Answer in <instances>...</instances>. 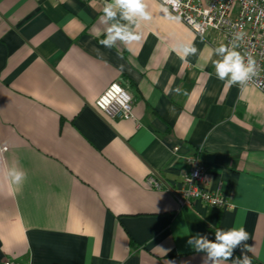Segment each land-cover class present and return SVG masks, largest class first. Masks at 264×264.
Listing matches in <instances>:
<instances>
[{
	"label": "crops",
	"instance_id": "0c3cea01",
	"mask_svg": "<svg viewBox=\"0 0 264 264\" xmlns=\"http://www.w3.org/2000/svg\"><path fill=\"white\" fill-rule=\"evenodd\" d=\"M145 2L149 20L114 0H0V264H213L189 239L233 227L248 240L222 264H264V91L218 79L214 33ZM113 25L140 38L100 44ZM113 82L134 118L95 106ZM191 154L232 207L181 208L145 184L153 172L177 188Z\"/></svg>",
	"mask_w": 264,
	"mask_h": 264
},
{
	"label": "built area",
	"instance_id": "2783aa9c",
	"mask_svg": "<svg viewBox=\"0 0 264 264\" xmlns=\"http://www.w3.org/2000/svg\"><path fill=\"white\" fill-rule=\"evenodd\" d=\"M90 1V0H87ZM183 23L196 34L207 39L217 50L221 46L235 50L244 57L245 64L251 57L255 61V71L241 83L264 91V0H160ZM242 37L237 39V34ZM222 57V55H221ZM95 106L112 119H132V97L124 85L113 82L97 97ZM187 170L181 185L170 188L157 174L151 172L145 184L153 189H170L177 205L193 208L202 201L207 206L232 207L225 197L207 187L208 166L196 154L184 157ZM215 202V203H214ZM1 264H25L4 259Z\"/></svg>",
	"mask_w": 264,
	"mask_h": 264
},
{
	"label": "clouds",
	"instance_id": "9594fccd",
	"mask_svg": "<svg viewBox=\"0 0 264 264\" xmlns=\"http://www.w3.org/2000/svg\"><path fill=\"white\" fill-rule=\"evenodd\" d=\"M114 4L121 10L124 19L132 20L136 17L144 20L151 19L150 13L146 11L147 4L145 0H114ZM104 14L107 19H112L115 17L116 12L113 11L112 5H107L104 8ZM108 31V37L99 41V43L109 48L112 47L113 42L118 38L126 42L140 38L139 35H134L126 28L118 25H113ZM242 35V33H238L236 38L240 39ZM196 51L197 49L189 44L182 51H177V54L183 60L189 54H195ZM216 51L223 57L222 60L214 62L218 79L224 80L225 77H229V83H243L251 74H254L255 61L249 57L247 64H245L244 57L235 50V45L231 49L221 46ZM8 175L12 177V181L16 185H20L26 178L25 172L15 169H12ZM215 235L216 240L214 242L203 237L192 238L188 241L189 244L195 245L197 251H206L208 258L213 261V264H222L223 261L229 260L232 257L233 249L240 242L248 240V234L243 227H233L227 232H222L218 229ZM245 248H248V246L245 245ZM248 250L250 251L251 248H248ZM233 264H251V260L245 255L243 260L237 258Z\"/></svg>",
	"mask_w": 264,
	"mask_h": 264
},
{
	"label": "trees",
	"instance_id": "16d2710c",
	"mask_svg": "<svg viewBox=\"0 0 264 264\" xmlns=\"http://www.w3.org/2000/svg\"><path fill=\"white\" fill-rule=\"evenodd\" d=\"M254 264H257V263H254Z\"/></svg>",
	"mask_w": 264,
	"mask_h": 264
}]
</instances>
